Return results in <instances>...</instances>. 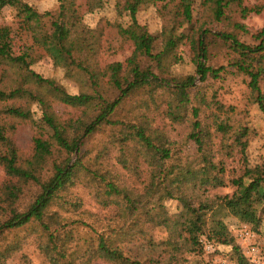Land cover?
<instances>
[{
  "label": "trees",
  "instance_id": "trees-1",
  "mask_svg": "<svg viewBox=\"0 0 264 264\" xmlns=\"http://www.w3.org/2000/svg\"><path fill=\"white\" fill-rule=\"evenodd\" d=\"M161 1L174 7L157 36L138 21L137 13ZM89 2L90 10L104 5V0ZM243 2L119 1L131 22L126 27L110 25L132 43L133 50L124 61L101 65L93 31L79 16L70 15L75 13L73 0H61L58 11L44 13L22 0H0V15L11 7L18 17L15 29L0 25V264L21 251L29 235L49 264H91L96 259L114 264H186L187 255L204 252L201 236L211 240L227 235L228 216L255 227L262 222L264 160L256 165L245 162L241 172L232 175L224 154H230L233 144L215 143L218 136L223 141L234 133V144L245 149L246 131L234 130L230 116L221 115L225 109L217 99L211 104L201 90L192 99L196 75H163L170 72L169 57L171 62L182 58L177 48L186 39L201 81L220 77L225 67L203 60L209 49L207 25L225 22L233 7L243 17L264 10V4ZM200 8L206 14L202 20ZM228 25L229 30L215 35L238 53L231 64L250 77L254 101L264 113V65L259 60L264 58V27L255 34L258 43L249 44L238 37V32L246 31L242 23ZM12 32L24 41L19 54L11 48ZM38 49L44 52L36 56ZM43 54L68 70L80 71L83 89L70 93L34 71L32 63ZM138 94L134 106L124 111ZM57 101L73 107L77 116L61 119L53 107ZM34 104L42 112L44 131L33 137L32 153L24 157L12 133L21 121L34 122ZM164 104L162 113L170 126L187 124L182 147L170 130L155 125L150 110ZM209 108L215 111L204 115ZM98 133L103 136L94 143L95 154L80 155L71 163L74 153H81ZM75 184L86 187L106 211L102 217L99 214V225L85 220L88 210L79 211L83 199L72 191ZM225 187L232 190L217 192ZM169 200L178 202L177 212L167 208ZM191 224L199 226L200 237L190 235ZM157 230L167 235L158 239ZM134 243L154 253L132 254L129 246ZM232 254L235 264H250L240 246L235 245Z\"/></svg>",
  "mask_w": 264,
  "mask_h": 264
},
{
  "label": "rangeland",
  "instance_id": "rangeland-1",
  "mask_svg": "<svg viewBox=\"0 0 264 264\" xmlns=\"http://www.w3.org/2000/svg\"><path fill=\"white\" fill-rule=\"evenodd\" d=\"M35 8L40 13L44 12H56L59 10L61 0H22ZM122 0H104L103 7H97L93 10L89 9V0H73L72 8L75 9V13L70 12V15L81 18V23L91 28L92 35L98 41V57L101 65L114 61H124L132 52L133 45L130 41L124 39L118 33L116 26L110 25L112 23L122 25L126 27L131 22V17L127 11L121 10L117 2ZM245 5H263L264 0H243ZM166 1H161L157 4H149L142 7L137 13L138 21L147 27V29L154 35L159 36L165 24L168 22L167 14L169 9L173 8V4H167ZM175 4V3H174ZM237 7H233L229 11L225 22H215L212 25H207L209 33L206 36V41L209 42L207 59H203L207 65L214 67L223 66L225 70L221 76L217 79L209 77L205 81H201V78L196 74L195 66L192 62L193 51L191 49L190 42L183 39L177 48V55L182 58L177 62H171L167 59V63L170 64V72L163 73L166 76L184 77L188 74L196 75V87L192 89V99L198 90L202 93H206L207 99L212 104V99H217L224 106V111L221 112L223 117L230 116L228 119L234 126V130H245L246 134L243 135V141L246 143L245 149H242L241 145L234 144V133L231 136L228 135L223 141L216 138V146L225 143L227 140L232 143L230 148V154H224L229 166V173L232 175H238L245 162L249 165H256L264 160V113L260 109L257 102L254 101L253 92L249 87L250 77L247 74L239 71L236 66L231 64L237 57L236 53L229 45L222 39L218 38L215 33H222V31L229 30V23L238 21L246 27V31L238 32V37L241 41L256 44L258 40L255 34L264 27V10L259 13L251 12L247 16H242ZM201 11V8H200ZM206 14L203 11L198 14V17L202 20ZM18 17L17 11L14 8L7 7L0 15V25L9 24L14 29L17 27ZM103 26V27H101ZM101 27V28H100ZM13 33V32H12ZM189 33V31H188ZM26 41V36L23 38ZM161 42V40H160ZM159 42V44H160ZM10 43L12 51L15 54L21 53L24 41L20 40L13 34L10 35ZM43 50L38 49L35 53L39 56ZM174 60V57L172 58ZM259 60L264 65V58ZM255 64L257 62H254ZM31 68L44 77L54 79L59 85L63 86L70 93H79L83 89L82 80L83 75L80 71L71 68L68 70L62 65H58L48 55L43 54L35 62L32 63ZM168 73L172 75H168ZM262 87H264V80L261 81ZM198 87L200 89H198ZM107 86H105V89ZM114 93V92H113ZM141 95L138 94L131 101H128L124 106L126 111L128 108L133 107L138 98ZM56 114L61 119H67L68 117L77 116V110L71 106H67L59 101L53 105ZM166 108L164 104L160 109L152 107L151 115L156 116L155 125H159L166 130H170L169 134L178 143V146L182 147L184 136L188 131L186 123H174L170 126V120L164 117L162 111ZM216 108V107H215ZM34 122L21 121L17 124V128L12 133V137L19 148V152L22 156L27 157L32 153L33 137L38 133L44 131L43 124L41 123L42 112L37 104L32 106ZM215 111L213 108L206 109L204 115L209 112ZM226 111V112H225ZM176 128V129H173ZM103 136L102 133H98L95 137L88 139L87 143L83 146L81 153L78 151L74 153L71 163L82 155L92 157L95 154V144ZM188 149H193V145H188ZM3 179V175L0 172V182ZM72 191L78 196L82 197L83 204L79 211L88 210V214H85V220L88 222H96L100 215L106 211L101 209L96 199L89 194V191L82 184H75L71 187ZM232 188L225 187L220 188L217 192H228ZM167 208L171 212H177L179 204L176 200H169L166 202ZM70 214V213H69ZM100 214V215H99ZM228 232L227 235L221 239L213 238L211 242L214 244L213 251L204 248L203 253H194L187 255L188 261L186 264H235V258L233 257V247L238 245V238L236 236L237 230L242 225H248L253 231L257 233V241L264 249V214H262V222L255 227V224H244L239 218L235 216H228ZM24 234V233H23ZM200 228L197 224L190 225V235H199ZM167 234L164 231H156L155 237L162 239ZM200 237V235H199ZM205 236H201L203 239ZM203 242V240H202ZM132 254H139L140 256H149L154 253V250L149 247L141 246L140 243H134L129 246ZM7 264H49L48 260L43 256V253L38 248L35 238L29 235L24 248L11 256ZM91 264H114L104 259H96Z\"/></svg>",
  "mask_w": 264,
  "mask_h": 264
},
{
  "label": "built area",
  "instance_id": "built-area-1",
  "mask_svg": "<svg viewBox=\"0 0 264 264\" xmlns=\"http://www.w3.org/2000/svg\"><path fill=\"white\" fill-rule=\"evenodd\" d=\"M236 236L238 238V244L250 264H264V249L257 241V233L249 228L248 225H242L238 228ZM202 240L206 249L210 251L215 250L214 244L210 239L204 237Z\"/></svg>",
  "mask_w": 264,
  "mask_h": 264
}]
</instances>
